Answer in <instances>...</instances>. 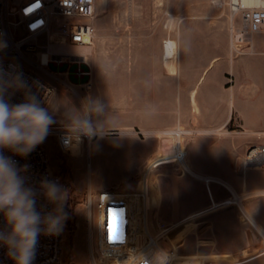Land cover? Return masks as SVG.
<instances>
[{
  "label": "rangeland",
  "instance_id": "1",
  "mask_svg": "<svg viewBox=\"0 0 264 264\" xmlns=\"http://www.w3.org/2000/svg\"><path fill=\"white\" fill-rule=\"evenodd\" d=\"M228 1L223 0V3ZM230 23L228 5L221 7L213 0H96V36L92 45L83 48L53 47L57 51L75 54V57L83 54V59L67 58L62 64L50 60L48 64L42 65L41 57L45 50L41 46L46 40H33L26 38L27 36L13 37L17 43L15 49H10L12 52L0 51V59L19 61L26 69L37 73L49 83L54 89L50 104L53 100L64 101L68 106L80 108L85 97H99L108 106L107 115L117 123L130 118L132 96H154L156 102L146 113L150 118L157 119L180 110L183 93L178 80L170 84L153 80L147 68L160 69L171 57L177 68L179 53L190 39L179 34H186V31L201 34L212 32L211 36L199 38L206 53L204 62L207 60L206 63L209 64L213 53L207 50L206 44L216 46L230 40ZM21 39H24L22 46L18 43ZM195 40L198 41V38ZM255 43L257 46L264 44V34H256ZM252 45L253 41L241 54L252 51ZM193 46L198 47V44L194 42ZM233 53L236 57L241 55ZM212 74L213 72L209 78ZM163 96H173V99L162 103ZM63 110L61 108L60 113L55 116L57 123L52 127L64 126ZM244 112L245 128L251 131V137L257 143L264 144V102L260 107H245ZM238 124L237 121L231 125L237 127ZM168 129L172 128L164 130ZM113 130L119 134L106 136L99 141L93 140L89 149L80 143L78 147L62 152L52 135H48L42 143L49 154L51 169L60 177V184L68 195L65 205L67 219L63 227L64 264L114 262L113 257H98L96 261L92 255L93 219L90 196L106 188L122 192L135 191L142 176L132 179V175L141 167L150 150L147 145L149 143L145 144L146 135L140 130ZM130 136L138 137L140 143ZM156 138L158 144L161 139L168 137L161 135ZM152 170L161 174L158 178H167L157 181L156 177H149L151 173L147 178L148 191L152 190V185L149 184L151 181L156 182L158 187V204L152 211L149 208V220L161 234L162 243L167 250L200 260L206 258V264H264V247H258L255 253L243 256L245 250L259 245V233L247 221H243L240 207L236 204L223 205L202 218L224 214L227 226L221 230L209 229L203 223L191 227L187 222L176 226L170 222L172 217V221H176L194 205H198L201 199H206L204 195L207 183L212 188L214 184L221 186V180H190L189 183L194 187L188 192L192 194L189 196L185 194L186 190L172 186L183 180V177H179L183 173L176 164L161 163ZM243 193L257 194L262 210L260 219L255 215L256 222L252 221V217L250 221L264 226L263 191H258L251 185ZM149 196L153 202L156 200L154 194L149 193ZM197 207L201 208V205ZM201 239H213V245L205 247L208 244L200 242Z\"/></svg>",
  "mask_w": 264,
  "mask_h": 264
},
{
  "label": "built area",
  "instance_id": "2",
  "mask_svg": "<svg viewBox=\"0 0 264 264\" xmlns=\"http://www.w3.org/2000/svg\"><path fill=\"white\" fill-rule=\"evenodd\" d=\"M219 6L228 5L230 10V47L237 54L243 53L254 39L256 34L264 33V0H213ZM96 0H0V47L1 52H12L17 43L15 36H27L33 40L44 38L45 44L41 46L47 51L48 59L62 64L67 58L75 57V54L54 50L53 47H78L83 48L92 45L96 36ZM24 39L18 41L23 45ZM19 46V47H20ZM58 53V54H57ZM0 67L11 71L15 68L23 74V78L30 84L38 82L43 86L38 89L33 86V91L38 92L45 106L50 101L53 87L44 81L37 73L26 69L21 62L2 58ZM47 90L50 96L45 95ZM24 99L22 92H16L12 97V103H20ZM65 133L64 126H53L49 135L56 138L62 152H68L61 142ZM194 130L183 126H176L164 130L162 135L172 139L171 152L160 156L151 162L139 181L135 191L122 192L118 189H105L91 194L90 205L93 219V250L92 255L96 259L109 257L125 260V264H143L144 260L154 262L155 258L163 260L167 255V264H206L208 259H198L188 255H180L170 252L165 248L159 234L149 220L148 214V184L147 178L151 170L161 163H174L182 172H189L188 154L185 147V139L194 134ZM119 132L111 130L107 136L117 135ZM93 142V141H92ZM90 143L84 138L81 144L89 149ZM5 155L11 156L18 165H29L27 175L29 182L39 188V182L47 177L58 180L60 177L53 173L50 166V158L46 148L40 144L27 157L13 155L5 150ZM244 163L250 169H264V146L253 145L247 148ZM241 195H233L226 202L236 204L241 209ZM38 209L51 211L54 207L43 196H38ZM243 213L248 215L244 208ZM118 221V231L110 235V222ZM3 215L0 214V228H4ZM264 242V234H262ZM63 231L58 235H46L41 233L37 246L34 264H64L63 259ZM113 264V262H111ZM0 264H14L7 256V248L0 246Z\"/></svg>",
  "mask_w": 264,
  "mask_h": 264
},
{
  "label": "crops",
  "instance_id": "3",
  "mask_svg": "<svg viewBox=\"0 0 264 264\" xmlns=\"http://www.w3.org/2000/svg\"><path fill=\"white\" fill-rule=\"evenodd\" d=\"M211 34V31L207 34L196 31H186V34L180 32L179 36H187L190 39L186 41L184 50L179 53L178 67L176 68L175 61L171 57L160 69L147 68L153 80H159L165 84H170L175 80L180 82L183 93L180 110L176 113L173 110V113H168L157 119L150 118L146 112L156 102L154 96H132L130 118L121 120L114 126L119 129L140 130L146 135L145 144L149 143L147 145L150 153L145 157L141 167L133 173L132 179L142 176L147 166L155 159L171 152L172 139L164 138L157 144L156 136H161L164 129L183 126L194 130L195 133L185 139L189 172L179 174L183 180L172 186H179L181 190H186L185 194L189 196L192 194L188 192L194 187L189 183L190 180L209 182L218 179L221 180V186L214 184L211 188L207 183L206 195H204L206 199H201L198 205H194L176 221H172V217L170 222L174 226L181 222H187L191 224V227L203 223L209 229H224L227 226L224 214H213L211 217L202 218L209 213H214L219 207L228 205L229 203L226 202L230 199L227 198L228 196L232 197L236 194L238 196V193L242 192L240 195L243 197H239L242 201L241 206L248 213L245 216L244 208H240L243 221H247L250 227L259 233V245L256 243L257 245L243 252V256H248L255 253L258 247H264L262 238L264 226L259 223L255 225L250 221L252 217V221L256 222L255 215H258L259 218L261 214L260 199H257V194L243 193L251 185L264 193V169L250 171V168H247L244 163L248 147L264 146V144L257 143L251 137V131L245 128L244 112L245 107H260L264 102V44L257 46L254 37L252 51L236 57L231 50L230 40H225L222 45L216 46H210L208 43L206 44L207 50L213 53V57L207 64V60L204 62L206 55L204 45L199 38L211 36ZM195 38H198V41ZM194 42L198 44V47L193 46ZM183 54L186 55V58ZM212 72L213 74L209 78ZM172 99L173 96H163L162 103L170 102ZM237 121L239 122L237 127L231 125ZM156 123L160 125H156ZM131 139L140 143L138 137L132 136ZM150 173L151 179L154 177L157 178V181L167 179L158 178L161 176L159 172L151 170ZM149 184L152 185V190L148 191V214L149 208L152 211L158 204L157 184L153 181ZM123 192L127 193L125 190ZM149 193L155 195L154 202ZM199 205L201 208L197 207ZM262 214L264 215V211ZM201 241L208 244L204 245L205 247L213 245V239H201Z\"/></svg>",
  "mask_w": 264,
  "mask_h": 264
},
{
  "label": "clouds",
  "instance_id": "4",
  "mask_svg": "<svg viewBox=\"0 0 264 264\" xmlns=\"http://www.w3.org/2000/svg\"><path fill=\"white\" fill-rule=\"evenodd\" d=\"M33 86L43 88L38 82L30 85L15 68L9 71L0 67V214L5 224L0 228V246L7 248V256L14 264H34L41 233L58 235L63 231L68 195L58 180L45 177L39 188L32 185L25 175L29 165H18L5 155V150L27 157L45 141L61 108L65 128L61 142L65 149L78 147L84 138L90 143L102 140L116 129V121L107 115L108 106L101 98L87 96L80 108L55 100L45 106ZM44 91L46 96L51 95ZM16 92L23 93L20 103H12ZM38 196L54 206L51 211L38 209ZM161 254L165 258L161 260L158 255L152 264H167V255ZM143 264L150 262L144 260Z\"/></svg>",
  "mask_w": 264,
  "mask_h": 264
},
{
  "label": "bare ground",
  "instance_id": "5",
  "mask_svg": "<svg viewBox=\"0 0 264 264\" xmlns=\"http://www.w3.org/2000/svg\"><path fill=\"white\" fill-rule=\"evenodd\" d=\"M80 56H83V55L80 54ZM48 61H49V59H48V53H47V51L46 52L44 51V53L42 54V57H41V64L42 65H46V64L49 63ZM113 260H114V262H113L114 264H125V260H123L121 258H118L117 259V262H116L115 258H113Z\"/></svg>",
  "mask_w": 264,
  "mask_h": 264
},
{
  "label": "snow or ice",
  "instance_id": "6",
  "mask_svg": "<svg viewBox=\"0 0 264 264\" xmlns=\"http://www.w3.org/2000/svg\"><path fill=\"white\" fill-rule=\"evenodd\" d=\"M118 231V221L110 222L109 224V234L113 235Z\"/></svg>",
  "mask_w": 264,
  "mask_h": 264
}]
</instances>
